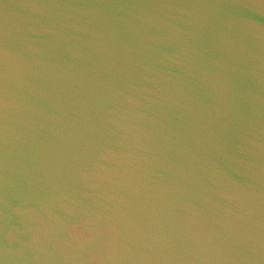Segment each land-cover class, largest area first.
<instances>
[{
  "label": "water",
  "instance_id": "water-1",
  "mask_svg": "<svg viewBox=\"0 0 264 264\" xmlns=\"http://www.w3.org/2000/svg\"><path fill=\"white\" fill-rule=\"evenodd\" d=\"M0 264H264V0H0Z\"/></svg>",
  "mask_w": 264,
  "mask_h": 264
}]
</instances>
